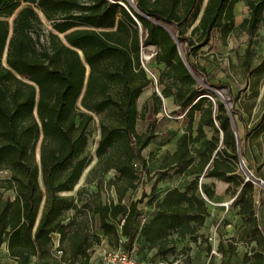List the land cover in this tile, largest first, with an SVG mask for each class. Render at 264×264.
<instances>
[{"label":"trees","instance_id":"1","mask_svg":"<svg viewBox=\"0 0 264 264\" xmlns=\"http://www.w3.org/2000/svg\"><path fill=\"white\" fill-rule=\"evenodd\" d=\"M204 2L135 0L133 9L127 0H0V174L9 175L0 177V247L7 242L12 257L53 259L59 236L63 259L90 264L93 251L108 237L117 240L110 247H122L140 262L184 259L190 264L191 247L178 251V245L210 243L202 232L215 187L202 186L201 180L213 179L228 184L227 194L235 198L233 207L243 221L240 240L256 242L243 262L264 264L255 185L241 168L244 142L264 137V110L254 114L264 85V55L255 58L252 50L264 0H208L205 7ZM240 2L249 17L236 26ZM38 11L53 28L45 43ZM237 30L248 35V45L240 65L245 87L234 94L226 82L213 84L197 59L215 31L227 45ZM149 45L156 50L154 62L163 67L161 91L152 93L139 111L138 100L153 83L142 59V48ZM221 88L228 90L231 108L213 92ZM166 99L173 100L174 115L183 116L187 126L154 177L149 167L158 153L148 158L143 153L158 137L156 117ZM94 116L100 118L98 161L88 183L95 179L100 187L101 178L114 171L106 185L115 190L117 201L103 202L97 194L80 206L84 188L76 196L66 194L92 163L87 147ZM147 116L153 118L139 134L137 125ZM142 174L154 179L151 192L125 204L128 193L137 192ZM174 177L189 181L183 188L160 190ZM141 204L150 208L142 226ZM93 217L103 237L92 231ZM137 244L151 256L135 258ZM217 250L222 251L221 244Z\"/></svg>","mask_w":264,"mask_h":264},{"label":"rangeland","instance_id":"2","mask_svg":"<svg viewBox=\"0 0 264 264\" xmlns=\"http://www.w3.org/2000/svg\"><path fill=\"white\" fill-rule=\"evenodd\" d=\"M83 2H86L87 0H82ZM135 0H133V5ZM40 18L43 22L42 26V36H41V42L45 43L47 40V35L49 32H53V28L50 24V22L47 21V19L42 16L41 14ZM249 17V10L244 2H240L235 7V22L236 26H239L244 19ZM13 21V18L10 20ZM61 38H64L63 35H61ZM253 47L252 50L254 52L255 58L261 57L264 55V16L263 21L260 25V28L258 30L257 35L253 39ZM248 45V35L244 32H241L239 30L235 31L233 35L229 38L227 45H223L222 42L219 40V34L215 31L213 33V38L211 40V43L208 47L204 48L198 57V62L204 66L207 69V72L210 74V81L213 84H217L220 82H226L230 85L232 88V91L234 94H237L238 92L242 91L245 87L244 78L242 76V71L240 68L242 58L245 52V49ZM156 50L153 46H145L142 48V59H143V66L146 69L149 78L153 81V83L144 90L143 94L138 100V109L141 111L142 106L145 102L150 101V96L154 92H158L160 94L161 89L158 87V80L160 76V70L163 67H159L154 62V56H155ZM202 82V80H200ZM222 89V88H221ZM220 89V90H221ZM218 90V92L220 91ZM218 97V96H217ZM263 97V100L260 102V104L255 108V115L257 113L262 112L264 110V85L261 90V96L258 100H261ZM223 98L225 100L229 101L230 96L229 93H223ZM223 100L222 98H220ZM230 106L229 108H231ZM176 108L173 105L172 99H166L164 100V108L163 111L156 117L157 120V133L158 137L154 141V143L151 144V146L144 151L143 155L148 158L150 152H157L158 157L156 161H153L150 164V173L151 176L156 177L161 165V160L164 158L166 153H170L174 151L176 146V140L179 135L182 134L184 129L187 126V122L183 116H176L173 112H176ZM247 119V116H245ZM152 116H147L146 119L140 120L137 125V131L139 134H142L146 131V128L152 119ZM240 127V138L244 136L245 128L243 127L242 123H239ZM90 132V139L89 144L87 147L88 154L92 157V163L89 165V167L84 171L79 183L77 184L75 190L72 193L66 194V195H73L76 196L77 192L81 189H83V193L80 197L82 200L81 203H79L80 206H83L86 203H89L92 198H94L95 195H100L103 202H108L111 200L117 201V195L115 193V190L113 188H108L106 183L109 179H112L115 177L116 173L114 171L109 172L105 176L101 178L103 181L102 186L97 185V180L93 179L91 183H88V178L90 171L96 166L97 164V157H96V148L97 143L100 137V118L98 116H94V121L91 123V126L89 128ZM208 138L212 136V133L207 130ZM171 141L169 144H166V142ZM165 144V145H164ZM256 148H254L255 150ZM40 155V143L37 147V157L39 158ZM243 159V157H242ZM244 161V160H243ZM245 166V165H244ZM247 167H245L244 172L253 176V182L256 185L257 188H264V181L262 178H260L258 175H256L254 167L250 165V163L247 162ZM242 168V167H241ZM9 175L7 173L0 174V177L6 178ZM142 183L140 184L138 190L136 193L129 192L126 199L125 204L129 203L130 201H136L139 200L142 197V194L146 192L149 194L151 192V188L154 183V179L151 180L150 176H147L145 174H142ZM189 179H181L180 177H174L171 180H168L167 182H163L159 185L160 190L165 191L167 188L172 187H179L183 188ZM101 182V181H99ZM258 183H262V186H260ZM202 186H214L215 189L222 190L221 189V183L217 180L213 179H202L201 180ZM147 201V200H146ZM208 201V200H207ZM209 202V201H208ZM228 206H230V202H227ZM233 204V203H232ZM141 207L144 208V212H149L150 208L146 206L145 204H141ZM74 212L71 211L68 213V217L72 216ZM207 225L205 228V232H209L212 226ZM223 226V225H222ZM221 230V229H220ZM219 230V231H220ZM92 231L96 234H99L103 237L102 231L99 229V220L97 217H93L92 219ZM222 231V230H221ZM225 232V230H224ZM55 242L58 243V237L55 236L54 238ZM103 243L109 244V246H115L117 244L116 238H108L103 237ZM137 244L136 251L133 253V256L137 259L144 258L147 256H151V252L148 251L145 247H142ZM176 263V262H175ZM177 264H181V262H178Z\"/></svg>","mask_w":264,"mask_h":264},{"label":"crops","instance_id":"3","mask_svg":"<svg viewBox=\"0 0 264 264\" xmlns=\"http://www.w3.org/2000/svg\"><path fill=\"white\" fill-rule=\"evenodd\" d=\"M207 2L208 0H205L204 7L206 6ZM122 4L123 3H120L121 6ZM127 10L129 11V9ZM38 14L44 16L41 11H38ZM262 100L263 97L259 101L258 105ZM253 123L254 122H251L248 127L253 125ZM254 148L256 149L254 150ZM243 151L244 157L243 159L241 158V165L244 164L245 167H247V162L250 163V165L254 167L256 175H258L260 178L263 177L264 137L261 136L258 139L246 140L244 142ZM260 167H262V169L259 173ZM220 183V187L222 190L220 191L218 189H215L214 199L208 202L210 218L207 221L206 227L207 225L212 227L209 232H205L206 227L202 232V234L206 238H209V244L210 246H212V249H209V244L206 241L203 242L201 240L197 244L185 242L178 245V251L182 250L186 246L191 247V251L189 253V257L191 260L190 264H245L243 262L244 256L246 254L251 255L252 248L256 247V242H252L249 245V243L247 244L246 242H242L240 240L241 235L239 233V228L243 225V221L237 215V211L233 207L232 203L234 202L235 198H231L227 194L229 185L224 182ZM254 197L257 218L260 228L264 234V188H257L255 185ZM227 202L231 203L230 206H225L226 204H228ZM57 237L59 243V236ZM58 243L55 242V246ZM220 244L222 245V251L217 250V247ZM102 245L109 246V244H105L103 242ZM53 256V259L47 261H39L37 257L28 255L16 258L10 255L7 242L3 243V245L0 247V264H68L69 262L63 258L57 257L55 253ZM178 262L179 261H177L176 263ZM181 264H184V259Z\"/></svg>","mask_w":264,"mask_h":264},{"label":"built area","instance_id":"4","mask_svg":"<svg viewBox=\"0 0 264 264\" xmlns=\"http://www.w3.org/2000/svg\"><path fill=\"white\" fill-rule=\"evenodd\" d=\"M242 169L245 170L244 164L241 165ZM247 181L252 180L253 176L247 174ZM225 206H228L227 204ZM149 213L144 212L140 219L141 226L145 224L149 219ZM59 243L55 246V254L59 258H63V252L58 250ZM215 253V252H214ZM68 264H80L77 262H68ZM90 264H170L166 260L156 259L149 261H137L125 252L122 247L112 248L110 246H99L97 247L91 256ZM177 264V263H174Z\"/></svg>","mask_w":264,"mask_h":264},{"label":"water","instance_id":"5","mask_svg":"<svg viewBox=\"0 0 264 264\" xmlns=\"http://www.w3.org/2000/svg\"><path fill=\"white\" fill-rule=\"evenodd\" d=\"M129 5L133 8V9H136V6L133 5V0H127ZM122 6H124L126 9H128V7L125 5V4H122ZM138 23V22H137ZM139 24V23H138ZM161 27H163L165 30H167L169 33H171V31L165 27L164 25L160 24ZM172 34V33H171ZM180 50V54H181V57L183 59V61L185 62V64L187 65V67L189 68L187 62H186V59H185V56L183 54V51L181 48H179ZM190 69V68H189ZM201 84H203L201 81H199ZM213 92L219 97V98H222L224 102H226L227 100H225V98H223V93H227L228 90L226 88H222L219 92L218 90H213ZM227 103V102H226ZM227 106L230 107L232 106V103L231 102H228L227 103ZM260 186H262V183H258Z\"/></svg>","mask_w":264,"mask_h":264}]
</instances>
